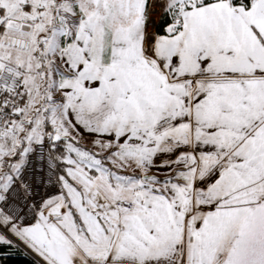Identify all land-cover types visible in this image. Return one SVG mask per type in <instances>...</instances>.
<instances>
[{"label": "snow or ice", "instance_id": "snow-or-ice-1", "mask_svg": "<svg viewBox=\"0 0 264 264\" xmlns=\"http://www.w3.org/2000/svg\"><path fill=\"white\" fill-rule=\"evenodd\" d=\"M264 264V0H0V264Z\"/></svg>", "mask_w": 264, "mask_h": 264}, {"label": "trees", "instance_id": "trees-1", "mask_svg": "<svg viewBox=\"0 0 264 264\" xmlns=\"http://www.w3.org/2000/svg\"><path fill=\"white\" fill-rule=\"evenodd\" d=\"M10 264H17V262H10Z\"/></svg>", "mask_w": 264, "mask_h": 264}]
</instances>
